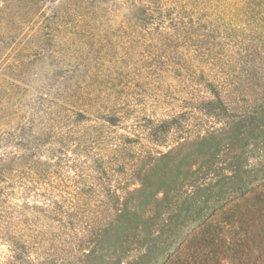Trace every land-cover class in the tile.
I'll return each instance as SVG.
<instances>
[{
	"label": "trees",
	"instance_id": "trees-1",
	"mask_svg": "<svg viewBox=\"0 0 264 264\" xmlns=\"http://www.w3.org/2000/svg\"><path fill=\"white\" fill-rule=\"evenodd\" d=\"M0 264H264V0H0Z\"/></svg>",
	"mask_w": 264,
	"mask_h": 264
},
{
	"label": "rangeland",
	"instance_id": "rangeland-1",
	"mask_svg": "<svg viewBox=\"0 0 264 264\" xmlns=\"http://www.w3.org/2000/svg\"><path fill=\"white\" fill-rule=\"evenodd\" d=\"M9 256L8 249L5 245H0V261H4Z\"/></svg>",
	"mask_w": 264,
	"mask_h": 264
}]
</instances>
